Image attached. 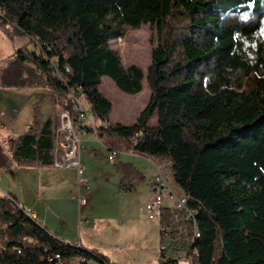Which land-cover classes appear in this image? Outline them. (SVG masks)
I'll list each match as a JSON object with an SVG mask.
<instances>
[{
    "label": "trees",
    "instance_id": "trees-1",
    "mask_svg": "<svg viewBox=\"0 0 264 264\" xmlns=\"http://www.w3.org/2000/svg\"><path fill=\"white\" fill-rule=\"evenodd\" d=\"M142 24L156 30L149 99L133 123L112 122L101 78L136 94L143 72L125 67L109 43ZM0 31L27 38L0 59V89L45 87L70 116L75 99L85 100L95 123L88 131L108 136V150L169 162L194 212L198 236L191 225L175 234L193 264H264V0H0ZM52 126L48 116L19 135L10 156L0 140V172L12 162L51 165ZM114 165L121 191L144 179L130 162ZM8 194H0V264H112L97 248L53 235ZM179 216L160 210L162 239ZM174 245L171 255L160 250L162 264H179Z\"/></svg>",
    "mask_w": 264,
    "mask_h": 264
},
{
    "label": "rangeland",
    "instance_id": "rangeland-1",
    "mask_svg": "<svg viewBox=\"0 0 264 264\" xmlns=\"http://www.w3.org/2000/svg\"><path fill=\"white\" fill-rule=\"evenodd\" d=\"M26 41L27 38L24 36L8 39L0 31V59L10 54L15 48ZM155 41V27H150L149 24H142L138 29L127 28L123 39L110 41V47L120 55L121 62L125 67L134 64L140 67L143 72L141 81L142 90L137 94H128L122 91L109 76H103L101 78L99 89L112 103L110 113L112 121L126 125L129 124V119L133 118L137 112L143 109L146 99H149L150 89L146 81V73ZM30 47L34 50H39L38 46L34 43H31ZM109 81L115 85L113 96H107L105 94L106 91H109L107 85ZM18 88L21 87L7 88V93L3 96L2 100L3 123L13 127L12 132L6 131V125L4 124L0 128V140L8 156H10L18 133L24 134L29 128L38 129L42 123L39 119L33 118L26 128H17L19 132H16L15 127L21 123V116L27 112L24 97L15 95V90ZM22 89H38L39 94L42 92L39 90L49 91L45 87ZM80 101L89 110L88 103L85 100ZM40 103L41 99L33 105H40ZM135 103H137V108L133 111L131 104ZM16 110L19 112L14 114ZM57 115L58 118L55 123L58 122V126L59 113ZM148 123L149 125H155L156 115H153ZM116 139L118 147L123 149L124 141L121 138ZM108 141V136H103L98 139L91 132H88L81 138L80 163L83 167L82 180L87 182L90 190L92 189L95 192L93 199L89 202L87 210H84L83 213H78L77 210L72 209V199H70L77 196V170L74 167L61 169L66 172L68 171V173H66V179L63 180L62 185L59 184L60 186L53 188L52 191V194L54 192L57 193L60 199L52 206L53 210L48 214L49 219L54 225L53 228L55 227L54 229L65 233L71 239L75 238L78 241L82 238L83 245L100 248L108 255V259L112 264L115 262H119V264H162V258L160 257L161 246L168 247L171 241L175 244L174 246L179 247V250L176 251L178 256H181L179 258V264H191L185 254V249L180 245L182 238L175 234L176 230L178 232H186L184 231L185 225L193 226V224L176 217L174 219L175 223L165 227L166 230L171 228L172 235H168L165 239H162L160 235L161 221L159 217L149 218L145 209V204L149 200L150 195L149 184L157 172L156 164H159L157 159L148 158L139 154L128 155L125 151L121 150L120 155L114 160H108ZM164 161L169 168V162ZM117 162H130L142 171L144 179L136 185L134 190L128 192L118 191L119 188L117 187L120 177L114 165ZM10 168L8 167L6 170L4 169L0 172V192L2 193H8L6 187L9 186H14L21 192H26L27 187L34 185L36 190L38 185L33 179L38 180L40 178L42 180L46 179L47 176L50 177V174L44 171H26L29 169L23 167L15 170H10ZM50 168L54 169L53 167ZM38 170L45 169L41 168ZM103 172L110 174V180L108 182H104ZM114 179L115 181L118 179L117 187L116 184L114 185ZM21 203L24 204L22 201ZM164 203L168 207L172 205V202L166 199V197ZM85 218L89 219L88 226H92L93 230L80 236L81 229L84 231L86 227V223L84 222ZM62 221L63 223H61ZM191 232L194 233L193 230ZM192 238L188 237L187 241H190ZM167 251L166 255H171L172 252L169 250V247ZM95 262L94 259L91 260V264H96ZM71 264H79L78 259H72Z\"/></svg>",
    "mask_w": 264,
    "mask_h": 264
},
{
    "label": "crops",
    "instance_id": "crops-1",
    "mask_svg": "<svg viewBox=\"0 0 264 264\" xmlns=\"http://www.w3.org/2000/svg\"><path fill=\"white\" fill-rule=\"evenodd\" d=\"M107 85H108L109 91L108 92L106 91L105 94L107 96H113V94L115 92V90H114L115 85L111 81L107 82ZM18 89H20V90H18ZM18 89L15 90L16 91L15 95H17V96L19 95L20 97H24V101L26 102L27 112L25 115L21 116V118H20L21 123L15 127L16 132H19V131H17V128H19V129L22 127L26 128L31 123L33 118H37L41 122H43L48 116H50L53 120V126H52V129H53L55 124L58 123V122L57 123H55V122L57 121V118H58L57 114L60 111H58L51 104V92H49L50 90L49 91L39 90V91H42L39 94L38 89H22V88H18ZM6 90H7V88L6 89H0V128H2L4 125H6V127H5L6 131L12 132L13 127L11 125L3 123L2 100H3V96H5L7 93ZM40 99H41L40 105H33L36 101H39ZM147 101H148V99H146V103H147ZM146 103H145V105H146ZM131 106H132L131 107L132 110L134 111L137 108L136 107L137 103L131 104ZM140 111L137 112L133 118L129 119V124H131L135 121V119L139 115ZM18 112L19 111L16 110V111H14V114H17ZM110 120H111V117H110ZM112 122H114V121H112ZM91 133L94 134V132H91ZM20 134H22V133H18V135H20ZM17 136H16V138H17ZM116 144H117V140H116ZM121 152L122 151H119V155ZM125 153H127L128 155L134 154L131 151H125ZM10 155H11V152H10ZM157 161L159 163L165 162L164 160H159V159H157ZM9 167H11L10 170L11 169L15 170V169H18L20 167H23V168L29 169L26 171H36L37 170V171H44V172L50 174V177L47 176L46 179H42V180L40 178H38V180L33 179L36 181V184L38 185L37 186L38 188L36 187L37 188L36 190H35L34 185H30L29 187H27L26 192H23V191L21 192L18 189H16L14 186H9L6 188L8 190V193L15 196L16 200L18 201V203L20 205H23L24 207H28L32 210V212L31 211L30 212L35 217V219L37 221L39 220L38 222L41 225L45 226L53 235L57 236L58 238H60L61 240L65 241V242H69V243H73V244L81 243L83 245L82 238H80L77 241L75 238L71 239L65 233L59 232L58 229H54L55 227L53 228L54 225L48 217V214L50 213V211L53 210L52 206H54L56 204V202H58V200H60L57 193L54 192V194H52L53 188H56V187H59L60 185H62L63 180L66 179V173H68V171L66 172L65 170H61L63 168H57V167H54L52 165L42 166V165H39V163L36 161L31 162V163H26V164H20V165L12 162ZM50 167H53L54 169H52ZM41 168H43L45 170H38ZM30 169H32V170H30ZM156 170H157V168H156ZM102 175H103L104 182H108L110 180V176H109L110 174L103 172ZM34 178H36V177H34ZM117 180L115 181V179H114V181H115L114 185L116 184V187H117ZM117 188H119V187H117ZM100 189H102V188H100ZM119 190L120 189H118V191ZM126 192H128V191H126ZM1 195H5V194H1ZM81 195L86 196V202L84 205H79L78 194L76 197L74 196L73 198H70V199H72V209H74L75 211L77 210L78 213L79 212L83 213L84 210H87L89 202L91 199H93L95 192H94V190H92V189L90 190V188H89V189L83 190L81 192ZM21 201L24 202V204H22ZM28 208H26V210H28ZM84 222L86 223L85 224L86 227H85L84 231L81 229L80 236H83L84 234H87L88 232L93 230L92 226H90V225L88 226L89 219L85 218ZM61 223H63V221ZM84 246L86 249L95 248V247L90 246V245H84ZM97 249H99L102 253H104L100 248H97ZM95 263L99 264L97 261ZM89 264H91V260L89 261ZM113 264H119V262H115Z\"/></svg>",
    "mask_w": 264,
    "mask_h": 264
},
{
    "label": "built area",
    "instance_id": "built-area-1",
    "mask_svg": "<svg viewBox=\"0 0 264 264\" xmlns=\"http://www.w3.org/2000/svg\"><path fill=\"white\" fill-rule=\"evenodd\" d=\"M95 123L91 116V112L75 99L73 106V114L70 116L65 111L59 112V125L55 124L53 128L54 146H53V161L52 166L57 168L74 167L77 170L78 177V203L84 205L86 196L81 195L82 189H89V184L82 180L83 167L80 163L81 138L88 132V128L94 129ZM60 133V135H59ZM56 136V142H55ZM107 155L108 160H114L119 155V150L110 149ZM157 172L152 178L149 188V200L145 204V209L149 218L158 217L160 210L165 207L164 199L172 202L169 206L179 211V218L182 221H188L193 224L194 231V212L188 206V196L181 188L175 185L172 181L171 173L167 165L159 163L156 165ZM6 194L8 193H1ZM168 207V206H166ZM28 208V207H25ZM31 210L30 208H28ZM32 211V210H31ZM170 236L172 235L171 228H168ZM194 236H198L195 232ZM165 246H161L160 250H165ZM189 262L192 264L190 256L186 255ZM162 260L166 261L167 257L162 256ZM79 264L87 263L86 258H78Z\"/></svg>",
    "mask_w": 264,
    "mask_h": 264
},
{
    "label": "bare ground",
    "instance_id": "bare-ground-1",
    "mask_svg": "<svg viewBox=\"0 0 264 264\" xmlns=\"http://www.w3.org/2000/svg\"><path fill=\"white\" fill-rule=\"evenodd\" d=\"M7 196V195H6ZM26 209V208H25ZM31 210H26V212L31 216V217H34L31 213H30ZM32 212V211H31ZM194 231L196 232V228H195V225H194ZM197 234V233H196Z\"/></svg>",
    "mask_w": 264,
    "mask_h": 264
}]
</instances>
